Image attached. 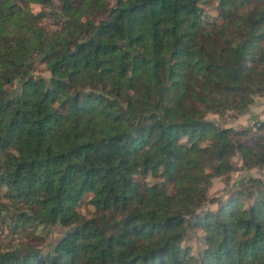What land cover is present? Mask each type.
<instances>
[{
	"label": "trees",
	"instance_id": "obj_1",
	"mask_svg": "<svg viewBox=\"0 0 264 264\" xmlns=\"http://www.w3.org/2000/svg\"><path fill=\"white\" fill-rule=\"evenodd\" d=\"M261 96L264 0H0V264H264Z\"/></svg>",
	"mask_w": 264,
	"mask_h": 264
},
{
	"label": "rangeland",
	"instance_id": "obj_2",
	"mask_svg": "<svg viewBox=\"0 0 264 264\" xmlns=\"http://www.w3.org/2000/svg\"><path fill=\"white\" fill-rule=\"evenodd\" d=\"M208 11L212 14L215 13V10L213 8H209ZM257 99H258V97H256L255 100H257ZM245 116L247 117V115H245L243 113H240L239 115H237L235 117L230 116V113H227L226 115H222V116H219V115H216L213 113L207 114V117H209V118L218 119L219 121H222L223 124L226 121L225 125H228V126L231 125L234 127H238L241 125H247L249 123H252L254 120V117H255V116L252 117V114H249L250 119L247 120L248 117L246 118ZM256 117H258V116H256ZM233 159H234V166H235L233 170H231L228 174H224L222 176H214L212 178L211 184L208 188L209 194L224 196L226 190L231 188L234 185V183L236 181H238L239 179L246 177L250 174L256 175V176H264V167H262V168L252 167V168L246 169V168H243L241 166V160L238 156H234Z\"/></svg>",
	"mask_w": 264,
	"mask_h": 264
},
{
	"label": "crops",
	"instance_id": "obj_3",
	"mask_svg": "<svg viewBox=\"0 0 264 264\" xmlns=\"http://www.w3.org/2000/svg\"><path fill=\"white\" fill-rule=\"evenodd\" d=\"M243 114L247 115L248 117L247 120L250 119L249 114H252V117L258 116L260 118H263L264 117V96L258 97L257 100H255L253 103L249 105L248 109L245 112H243Z\"/></svg>",
	"mask_w": 264,
	"mask_h": 264
}]
</instances>
